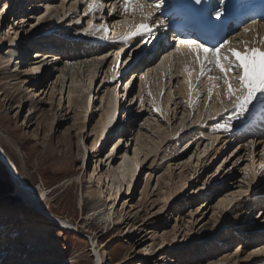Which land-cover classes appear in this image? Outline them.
Returning a JSON list of instances; mask_svg holds the SVG:
<instances>
[{
    "label": "rangeland",
    "instance_id": "374dc122",
    "mask_svg": "<svg viewBox=\"0 0 264 264\" xmlns=\"http://www.w3.org/2000/svg\"><path fill=\"white\" fill-rule=\"evenodd\" d=\"M4 1L5 0H0V7ZM55 1L56 3L52 5L51 11H47L44 8L45 6H43L44 3L41 4L40 0H31L33 4L38 3V5L35 4L34 6H29L30 0H28V4L26 3L23 5L25 8L29 6L27 10L30 11L26 14L27 16L29 14L27 19L21 17L25 13H22L23 10L17 7L19 1H9L10 10L8 9L7 13L5 12L6 15L5 13L0 15V78L4 72H10L14 69L12 63L8 64L4 60L6 51L9 48L15 49V47L19 45L18 49L22 50L24 46L27 45V50L24 52L25 55L23 54L26 60L21 62V55L17 60L20 61V63L26 62L29 64V60L33 59L35 56L34 48L37 49L40 43L39 41H41L35 38V35H37L36 32L39 29L43 28L44 24L42 27L39 26L35 28V30H33L31 24H35L37 18L44 15L45 12H48V15L40 22L46 24L55 22L59 13L61 14L62 11H66L65 18L63 20H58L57 27H55L61 32L60 37H63V28L72 26L73 23H71L72 21L70 20H73L74 17L75 19L76 17L77 19L78 17H81V19L83 18L84 23L89 19L88 16L86 17L82 13L85 7V5L83 6V4H85L84 0H77L75 4H73L72 0H66L63 3L64 7L60 6L63 0ZM29 17L30 20L27 22ZM69 21L70 24H68ZM83 21H81L79 26L83 25ZM17 33H19V35H17ZM16 36L17 39H15ZM30 37L34 38V40H29L28 38ZM34 44H36V46H34ZM20 45L22 46L20 47ZM30 49L31 51H29ZM112 52L114 53V51L111 50V56H113ZM69 54L71 55L72 52H69ZM111 59H113V57H111ZM170 59V63L172 64L170 67L171 69H165L167 72L165 71L166 73L164 74V77L167 76L165 77L167 81L164 78H160L161 80H159L160 76L156 78L157 74L154 73L156 77L152 74L151 78L154 89H158L161 85V87H164L165 85V89H163L161 93V98H165L167 93L171 92L173 94L177 81L173 82V79L169 81L167 78H169L170 74L174 76L176 72L179 73V70H182V67L185 66L182 61L179 62L175 58ZM161 60L162 58L153 60L151 67H155L154 69L156 70ZM110 61L103 69L104 72L108 69ZM15 64L16 61L14 62V65ZM178 66L181 67L179 68ZM49 72L52 76L53 71L50 70ZM103 76L102 74L98 82H95L92 87V93L94 92L93 94L95 96L98 94ZM153 77L158 79V81L156 79L152 80ZM13 83H16V81L11 82V84ZM2 84L0 82V85ZM41 85V83L38 84L36 90L39 89ZM94 86L96 87L94 88ZM138 86L139 82L137 83V87ZM168 87L174 89L169 92ZM8 88V86L5 88L4 86L1 87V89ZM12 92L11 90L10 93ZM163 94H165V96H163ZM200 94L203 95V91ZM30 95H28V97ZM96 97H98V95ZM140 97L142 98L141 95ZM140 97L139 101H141ZM204 97L205 101L209 103L208 109L213 102L217 103L215 96L209 100L208 97V99L206 98L205 94L201 98L199 96L191 107L187 105L188 108H184V105L182 106L183 103H181V100L175 103L178 105L171 103L173 106L170 105L171 108L169 112L171 113L169 114H173L169 116V119H171V122L169 121V128L171 129V126L172 128L175 126L180 128V122L184 124V127L190 126L193 121L197 120L196 118L199 116L197 112L199 110L203 111L202 118L207 117L205 110L208 109L205 108L204 105L202 106V103L205 102L203 99ZM213 98L215 100H213ZM3 99V96L0 97V103ZM57 100L58 98L56 101ZM33 101L36 102L35 99ZM38 101L39 99L37 102ZM97 102L98 100L95 98L94 105L96 106V110L98 106H100L99 102L98 104ZM196 102L198 105L201 103V106H198ZM216 103L214 105H216ZM18 104L20 103L17 102L14 105L16 106ZM28 108L29 105L22 102L19 111H14V109L0 110V130L1 136L3 137L0 138L5 139L7 142L6 139L9 135L12 140L17 141L16 144L18 147L16 150L15 148H11V150L7 148L6 151L10 150L8 154L12 159L16 160L15 163L19 171L26 177L28 183L35 188L39 185H43L52 193L48 201H46L45 206H43L44 209L46 208L44 212L36 210L35 207L32 208V206H28L21 197L15 194L14 183L10 177L8 179L6 169L0 165V242L2 237L5 241L0 246L4 247L1 252L5 251V255L9 252V248H18V251L16 250L18 258L21 257L22 261H25L27 259L25 258V254H28L29 259L26 261H30L29 264L41 260H48L49 262H53L52 264H92L95 262V256L92 253L90 239H96V242L106 249V264H118L121 261L120 264H207L210 260L213 261L224 255H232L236 251L238 242L242 241L245 237V233L239 236V234H242L241 229L248 228L249 226L247 225L243 228V224H241L242 221H244L245 224L247 222H252L251 224L259 229L253 231V233H247L248 240H246V243L259 244L261 241L262 243L264 242V209L259 211L258 209H254L264 204L254 206L256 203L253 205L251 203H236V201L234 204H230L223 214L221 210L214 211V208L221 199H228L226 197L228 194H225L228 190L230 191V189L234 188V193H236L238 191L237 188L240 189L242 186H248L247 183L249 179L245 177V169L249 163V159L247 153L242 149L240 150V148L244 147L243 145L246 146L244 148L250 147L248 138H242L238 144L233 147L236 140L231 137L230 131L226 134L224 133V136H227L226 139L231 137L227 145H225L218 155L209 158L214 152V149H212L208 156L206 155L203 157H206V159L203 160V158H200L199 162L202 163L198 164L197 167V159L194 152L197 150L198 145H202L200 148H203L204 144H206V142L202 144V135L198 133V128H195L193 132L190 131L189 133H191V135L189 133L186 135V132L180 133L178 135L179 139L167 138V140L160 145L157 154L151 155L148 160H146V162L149 161L146 167L143 168L145 165H142V175L136 180L129 195L126 196L125 192L117 199L114 205V209H116L114 216L115 220L104 228L98 216H90V211L102 206L104 201L103 198L87 195L92 186V184H88L91 172L95 169H97L96 174L100 171L101 173L109 171L108 167L110 161L108 160V156L113 147L118 143V136L121 140L114 150L112 158L119 159V157L124 154L125 150L128 152L130 149L132 152L135 145V131L139 126L153 124V121L156 119H159L160 122L164 124L166 122L165 119H163L159 113L152 112V108L146 105V108L141 110L140 114L136 117V122L133 125L134 128H131L128 124H125V122L123 123V121L127 119H123V113L120 117V128L114 133V136H112V138L109 137L96 152H90L91 150L89 148L95 136L93 134L91 138L88 135L98 120L97 115L99 112L93 113V115L89 117L87 116L84 124L85 128L81 132L71 129V121L63 122L61 125L54 122L52 125L50 116H46L48 119L46 122L44 121L42 123L41 120H39L40 124L38 125V114L29 119L27 115ZM197 108L199 110H197ZM44 109L47 110L48 107L44 106ZM121 109H124V107ZM226 115L227 114L219 115L214 119L212 122L213 124L209 123L207 125V129L210 127L212 130H218L215 127L216 124L225 123L227 121ZM147 120H149V123ZM27 121L28 126L26 124ZM200 121H202V119ZM166 124L168 126L167 122ZM49 129L51 132L48 135ZM178 131L181 130L179 129ZM47 135L48 137H46ZM63 135L66 137L68 136V148L72 159L69 163H66V165L61 166L57 158L61 155V153H58V146L60 145L59 141ZM199 136L200 138H198ZM87 137L89 138L87 139ZM259 141L260 139H253L252 153L254 156L253 159L256 157L254 159L255 161L260 159L261 152L264 148V142L262 144L258 143ZM85 146L88 147L89 154L87 150H85ZM122 150L124 151L122 152ZM197 151H199V148ZM119 162L120 160L115 161L117 164ZM188 162L190 164H187ZM168 166L173 171V178L178 179L177 177L182 173V175L189 179L185 191L178 194V196H169V194H167L169 192L167 186L163 185L162 182L158 185V189L156 188L158 177L164 174ZM183 167L185 168L183 169ZM194 167L196 168L195 171L192 170ZM217 169H219V171H217ZM76 175L80 179V184H77V182H72L73 184L67 183L69 178ZM150 176H152V180L149 182L147 188L148 196L144 198V196H142V190L146 180L149 179ZM211 181L213 182L212 184ZM212 188L216 190L213 192L205 191ZM217 190L218 192L216 193ZM231 195L232 194L228 197ZM80 196H83L84 202L82 210L78 206V199ZM157 197L159 199H157ZM248 198L251 197L249 196ZM246 199L247 198L244 200ZM155 200L157 201L155 202ZM153 201L154 204L152 205ZM233 206L234 209L231 210ZM161 209L163 210L161 211ZM253 211L255 212L252 214V221H250V213ZM47 213L68 220L70 223L77 226L78 230L71 229L70 231H60L56 223L50 219L51 217L47 216ZM260 216L262 217L260 218ZM131 225L134 226L131 227ZM44 228H49L50 233H46L47 231H44ZM173 230L175 232L174 236H172ZM15 233H18V235L12 237ZM35 234H38V237L40 236V240L38 239L36 244H32ZM250 234H252V239L251 237L249 239ZM162 236H164V239H162ZM232 238H237V240L233 241ZM12 252L14 253L13 250ZM241 253L240 250L238 255L240 257L239 260L245 258V251ZM128 255H130V258L127 260ZM12 256L13 254L7 258L4 256L6 260L9 259L6 262L7 264H13L15 261L13 259L10 260L13 258ZM17 256H14V258ZM263 258L261 259L263 260L261 264H264ZM235 264L238 263L236 262Z\"/></svg>",
    "mask_w": 264,
    "mask_h": 264
},
{
    "label": "bare ground",
    "instance_id": "6f19581e",
    "mask_svg": "<svg viewBox=\"0 0 264 264\" xmlns=\"http://www.w3.org/2000/svg\"><path fill=\"white\" fill-rule=\"evenodd\" d=\"M9 1L10 0H5L1 4V7L5 8L4 13L5 12L7 13L8 9H9V6H10ZM18 1L19 2L17 3V7L20 8V10L21 9L23 10L22 13H25L21 17H24L23 19H27L29 14H28V16L26 14L30 11V10H27V8L31 5L34 6L36 3L33 4L30 0V5L27 6V8H25V7H23V5L26 3L28 4V0H22V1L18 0ZM65 1L66 0H63L61 2V4H60L61 7H64L63 3ZM81 1H83V0H81ZM40 3L42 4V2H40ZM44 3L45 4L43 6H45L44 8L48 11L49 6L54 5L56 3V1L55 0H48V2H44ZM36 5H38V3ZM84 5L85 4H83V6ZM4 13H0V15H2ZM6 13H5V15H6ZM82 13L84 14V10L82 11ZM65 14H66V11H64V12L62 11L61 14L59 13L55 22H52V23L49 22L46 24L44 22H40L39 24L36 25L35 28H38L39 26L42 27V25L44 24L43 28L39 29L36 32L37 35L34 34L35 38H38L39 40H41L39 42L43 41L42 44L39 43L38 47L41 46L44 48H37V49L34 48L35 56L33 57V59L34 58L35 59L29 60L30 61L29 64L26 62L20 63V61L17 60L20 57V55L22 56L21 62L26 60V57L24 58V55H25L24 52H26V50H27V45L24 46V49H22V50L18 49L19 48V45H18V47H15V49L9 48L6 51V56H5L4 60L8 64L12 63L13 64L12 67L14 69L11 70L10 72H4L3 73L4 75L3 74L1 75L0 82H1V84L3 83L4 85L3 84L0 85V97L3 96L4 99L0 103V110H2V109L3 110L4 109H8V110L14 109V111H19L20 104L22 102H25L29 105L28 112H27L29 119L32 118L33 116H35L36 114H38V116H39V118L37 119L38 125L40 124L39 120H41L42 123L44 121L46 122V120H48L47 117L50 116V120H51L52 125L54 124V122H57V123H59L58 125H61L63 122L71 121V129H75V131H81V132L85 128L84 124L86 122L87 116L89 117V116L93 115V113L99 112V114L97 115L98 120L96 121L95 125L91 129L90 134L89 135L87 134L91 138H92L93 134L95 136V138H94V140L91 143L90 148H89L91 150L90 152H96V150L99 149L102 146V144L105 143L111 135H113V133L118 131V129L120 128V126H119L120 125V117H121V114L124 113V112H122L123 109H121L123 107L124 108L128 107V109L130 108V110H131V112H127L126 109L123 110V111H125L123 119L127 118V120H124L123 123L125 122V124H128V126L131 128H134L133 125L136 122L135 119H136L137 115L140 114L141 110L146 108V105H149L153 109V101L155 102V106L157 108H159L160 111H153L152 110V112L159 113L161 115V117L163 119H165V121L168 123V126H167L166 122L163 124L160 122L159 119H158L159 121L156 119L153 121V124H148V125L145 124L144 126H139L137 128V130L135 131L136 132V135L134 137L135 145H134L132 152L130 151V149L128 150V152H127V150H125V151L122 150V152L124 151V154L123 155L120 154L122 156L119 155L120 156L119 159L118 158H112L113 154H114V150L117 148V146L121 140L118 136L119 141L113 147L112 151L110 152V154L108 156V160L110 161V165L108 167L109 171H107L105 173H101V171H100L99 173L96 174L97 169H95L93 172H91L89 179H88V184H92V186H91V189L87 195L96 196L97 198H103L104 201H103L102 206H99L98 208L92 209L90 211L91 214L90 213L89 214L91 217L92 216L93 217L98 216L100 218V223L102 224V226L104 228L107 225H109L110 223H112V221L114 222V220H115L114 216H115L116 209H114V205L116 204L117 199L120 198L122 193L124 194L126 192L125 195L126 196L129 195V192L133 188L136 180L138 179L139 176L141 177V175H142L141 174L142 173V165H145V166H143V168L146 167L147 163L149 162V161L146 162V160H148V158L151 155L157 154V151L159 150L160 145H162L164 143V141L167 140V138L168 139L169 138L179 139L178 135L180 133L186 132L185 134L187 135L190 131L193 132V130H195V128H198V130H199L198 133H200L202 135V138H201L202 144H203V142H206V144H204L203 148H200V147H202V145H200V146L198 145L197 147L199 148V151H197L198 150V148H197V150L194 152L195 157L197 159L196 160V167H197L198 164L202 163V162L201 163L199 162L200 158L202 159L204 156H206V155L208 156L211 153L210 151L212 149H214L213 150L214 152L209 158L215 157L216 155H218L219 152L225 147V145H227V143H228L229 139H231V137H233L235 140H237L239 138L241 140L243 138V136L251 135L254 132L259 133L260 129H258L256 131L252 128H245L243 130H240L239 129L240 122L238 121L240 119V117L235 118L234 113L231 109H229V111H227V112L220 110L219 107L217 106L218 103H216V102H213V104L209 107V109L207 108L208 110H205L207 117L202 118L201 116H202L203 111H201L197 108V110H199L197 112V114H199V116L197 115L198 116V118H196L197 120L193 121L192 124H190V126H187L188 128L186 126L184 127V124L182 122H180V125H179V126H181L180 128H177L176 126L172 128V126H171V129H170L169 128V124H170L169 121L171 119H169V116H171L173 114V113L169 114V113H171V112H169L170 108H171V106H173V104L171 105V103L175 104L176 102H178V100H181V103H183L182 106L184 105V108H185L188 105L186 103V101H188V100H191L192 104H193V103H195V101H197L196 99L199 96L201 98L205 94L206 98L208 97V91H207L208 90V81H207V78L202 77L201 78L202 82H201V81H197L195 79L194 75L187 77V79L189 81H191V83L193 85L192 90H191V94H189L188 84L185 83L186 77L184 75H182L183 69L179 70L180 74L176 72V74H178V75L173 73V74H175L174 75L175 78L171 74H170L169 78H167L169 81H172V79H173V82L177 81L176 86L174 85L175 83L173 84L175 86V90H174L173 94L170 91L174 88L168 87V90L170 93H167L165 98L164 97L161 98V93H162V90L165 89L164 88L165 85L163 84L164 87H161L162 85L161 86L158 85L159 86L158 89H156V88L154 89V87L152 86L151 78H152L153 73L157 74V77L153 74V76H155L156 78H158V76H160L159 80H161L163 78L165 79V77H167V76L164 77V74L167 72L165 69H167V70L171 69L170 67L172 64L170 63V61H171L170 58H175L179 62L182 61L184 63L186 58L184 56H181L180 54H174L172 56H169V58L167 60H164L163 64H161V63L158 64L159 67H157L156 70L154 69L155 67L154 68L151 67V69L150 68L147 69L146 71H144L143 75H141L144 77V79H140V88L138 90V97H140V95L142 96L143 105H141V102L138 104V107L133 105L132 104V102H133L132 98L133 97H132V95H129L128 94L129 92H127V91L123 95V96H126V99L121 104L120 103V100H121L120 99V93L122 92V89H121V86L119 84V78L123 74L124 69L126 67V64H124V63L120 64L119 71H120L121 75L118 77V79L116 81L111 80L110 69H111L112 63L115 59L114 53L116 51H120V49H121V43L118 39V34H120V32L122 30H124L128 25H130L133 21H131L127 25L116 28V26H114V25H116L115 20H118L119 18H122V17L126 18V16L121 15L118 10L115 11L112 14V16L109 18L110 22H113V28H111L113 31L112 32L108 31L106 34L107 39H104V38H102V34L99 32H97L96 35L87 34L85 31L86 29L83 30L84 21L82 22L83 25L79 26V24H76L74 22L75 20H77V17H76V19L74 17L73 20H70V21H72L71 23H73L72 26L71 27L69 26L70 28L68 30H64V31L62 30L63 31L62 32L63 37L61 36L62 38H59L61 35V32L58 31L57 30L58 28L56 29L55 27H57V21L58 20H63L65 18ZM94 16H95V14H90V19L92 21H94L93 20ZM78 19L80 21L83 20V18L81 19V17L80 18L78 17ZM29 20H30V17L27 20V22ZM70 21L68 22V24H70ZM98 21L100 24L101 20H98ZM137 22H139L138 17H137ZM86 25L88 26V22ZM105 26H107V25H105ZM31 27H32V24H31ZM35 28H33V30H35ZM249 28L251 29V27H249ZM87 29H88V27H87ZM53 35H58V36L54 37ZM153 35L158 36L157 33H154ZM263 35H264V28L254 32V34L251 32V30L248 33H245L244 30H241V33L237 34L236 38L232 41V43H233L234 47L240 48V47H242V43L250 44V43L256 41L258 38H262ZM146 36L147 35H145L144 37H146ZM15 39H17V36ZM28 39L34 40V38H32V37H30ZM138 39H141V37H138ZM68 41H70L71 43ZM65 42L68 43L66 47H64ZM133 42H134V40L131 39L128 41L127 44L130 45ZM127 44H124L123 48ZM22 45H20V47ZM34 46H36V44H34ZM46 48L51 50L52 52H46V53L43 52ZM40 49L43 51H41ZM111 50L114 51V53L112 52L113 56L109 55L111 53ZM29 51H31V49ZM173 51H174V49H173ZM69 52H72V54L70 55ZM101 57H105V59H101ZM111 57H113V59H111ZM164 57H165V55L163 56V59H164ZM110 59H111V61H110ZM15 61H16V64L14 65ZM109 61H110V63L108 65V69L106 70V72H104L103 69L106 67V65ZM174 64H175V62H174ZM180 64H182V63H180ZM24 66H26V67H24ZM37 66L40 67L39 72L29 71L30 68L37 67ZM150 66H152V65H150ZM178 67L180 68L181 66H178ZM48 69H49V71L50 70L53 71L52 76L50 75V72L48 71ZM102 74L104 76H103V79L101 81L100 88L98 87L99 88L98 94L95 93L96 96L98 95V97H96L93 94L94 92L92 93V87H93L95 82H98V79H100ZM155 77H153L152 80H155L156 79ZM125 80H126L125 77H123L122 80L120 78L121 82H123ZM156 80L158 81V79H156ZM12 81H16V83L11 84ZM132 81L136 82L135 77L134 78L132 77ZM40 83L42 84L41 87L39 86L40 88L36 90L37 85ZM103 83H106V84H103ZM153 84H155V83H153ZM2 86H4V88L6 86H8L9 88L8 89H1ZM155 86H157V85H155ZM95 87L96 86H94V88ZM112 89L116 90V94L113 93ZM125 89L127 90V87ZM11 90L13 91L12 93H10ZM202 91H203V95L200 94V93H202ZM165 92H167V91H165ZM149 93H151V96H149ZM165 94H163V96H165ZM28 95H30V96L28 97ZM213 96H215V90L213 92ZM89 97H91V104H89V102H88ZM24 98H25V100H24ZM57 98H58V100L56 101ZM95 98H96V100H98V102L100 104V106H98L97 110H96V106L94 105V99ZM34 99L36 102L33 101ZM38 99H39V101L37 102ZM140 99H141V97H140ZM203 99L205 101V97ZM213 100H215V99L213 98ZM16 101L19 102L20 104L15 106L14 104L17 103ZM98 102H97V104H98ZM204 103H202V106L204 105ZM215 103H216V105H214ZM196 104L198 105L197 102H196ZM110 105H111V107H110ZM175 105H178V104H175ZM195 105H193V106H195ZM44 106L45 107L47 106L48 109L45 110ZM94 106H95V109H94ZM208 106H209V103H208ZM175 107H177V106H175ZM256 107L258 108V107H260V105L256 104ZM200 109H201V107H200ZM202 110H203V108H202ZM218 110L221 112L220 115H222L224 113L227 114L226 117H228V118H226V120L232 125V127L228 131H225L223 129L212 130L210 127L207 129V127H208L207 125L209 123H212L214 121V119H216L219 115L215 116L213 119H209V116ZM113 114L115 115L116 118L111 123H109V117H110V115H113ZM118 114H119V116H118ZM229 117H233V118L231 120H229ZM201 119H202V121H200ZM147 122L149 123V120H147ZM26 124L28 126V121L26 122ZM179 129L181 131H178ZM47 132H48V130H47ZM50 132L51 131L49 129L48 135L50 134ZM227 132H229L232 136L230 138L226 139L227 136H224V133L226 134ZM189 134L191 135V133H189ZM48 135L46 137H48ZM200 136L198 138H200ZM0 137H2L1 136V130H0ZM4 137H5V135H4ZM67 137L63 135L59 141L60 145L58 146V153H61V155L58 156L57 160H58V163L61 164V166L66 165V163H69L72 159L69 148H68L69 140ZM89 137H87V139ZM253 138L254 137L248 138V143H249V141H251V143H249L250 147L244 148L246 146L243 145L244 147L242 146L243 148H240V150L242 149L247 153L248 159H249V156L254 157L253 153H252L253 152V148H252ZM80 139H81V137H80ZM259 139H260V141L258 143L263 144L264 137L259 138ZM6 140H7V142L5 141V139L0 138V165H2L4 167V169H6L8 179L10 177L12 182L14 183L15 194L17 196L21 197V199L24 200V202L27 203L28 206H30V207L32 206V208L35 207L36 210H38L40 212H44V210L46 208L44 209L43 206H45L46 201H48V198L50 197L52 192L49 189L45 188L43 185H39L37 188H35L28 183L26 177L19 171V169L15 163L16 160L12 159L10 157V155L8 154V152H10L11 148H15V150H16V148L18 147V145L16 144L17 141L12 140L9 135H8ZM255 140H258V138ZM82 141H83V139H82ZM239 141H237L233 145V147H235ZM7 143H8V145H7ZM232 143H233V141H232ZM85 145H86V143H85ZM7 148L10 150L6 151ZM79 148H80V145H79ZM84 148H85V150H87V153L89 154L90 152H89L88 147L85 146ZM262 152H264V148H263ZM83 158H84V154H83ZM110 158H112V159H110ZM204 159H206V157L203 158V160ZM212 159H211V161H212ZM254 159H252V160L249 159V163L247 164V166H248V168H251L254 164L255 169L257 171H259V165L261 162H264V156H260V159L257 158L258 159L257 161H255ZM108 160H106V161H108ZM118 160H120V162L118 164L115 163V161H118ZM224 160H226V159H224ZM193 161H194V158H193ZM2 162L3 163L7 162V164L4 166ZM145 162H146V164H145ZM187 164H190V163L188 162ZM184 168L185 167H183V169ZM192 170L195 171L196 168L194 167ZM172 172H173L172 169L168 166V168H166L164 174H162V176L158 177V179L156 181V188L158 189V185L160 184V182H162L163 185L167 186V189L169 191V192L167 191L168 192L167 194H169V196H172V195L178 196V194H181L185 191L189 179L186 178L184 175H182V173H181V175H179L177 177L178 179L173 178ZM99 174H101V175H99ZM111 177H113V178H111ZM151 180H152V176H150V178L147 179L145 182L144 188L142 190V196H144V198H146L148 196L147 188H148L149 182ZM72 182H77V184L78 183L80 184L79 177H77V175H76V176H73L67 180V183L71 184ZM212 183L213 182L211 181V184ZM247 184H248L247 187L242 186L240 189L237 188L238 191L236 192L237 195L235 198H233L232 195L230 197H228L230 194L234 193L235 189L232 188V189H230V191L228 190L225 193V194H228V195H226V197L228 199H226V200L221 199L219 201V203L216 205V207L214 208V211L221 210V212L223 214L224 211L227 210V208L230 204H234L236 201H237L236 203L239 202V203L247 204L246 200L249 199L248 198L249 196H253V195L254 196L255 195L260 196L258 199L255 200V202L252 203L253 205L256 203L254 206H258L259 204H264L263 202H261V201H264V199H263L264 198V176H257L254 180H249ZM215 190H216L215 188H212V189L205 190V191L206 192H210V191L213 192ZM217 192H218V190L216 191V193ZM219 193H221V192H219ZM245 198H247V199L244 200ZM157 199H159V198L157 197ZM156 201L157 200H155V202ZM83 203H84L83 202V196H80V198L78 199V206L81 210H82ZM249 203H251V201ZM153 204H154V201L152 202V205ZM235 205H237V204H235ZM99 208H101V209H99ZM232 209H234V206L231 208V210ZM254 209H258V211L263 210L264 205H261V207L254 208ZM254 212L255 211L250 213V215H251L250 221H252V214ZM47 216L51 217L50 219L54 223H56L57 226L64 228V230L70 231L71 229H77V226L70 223L68 220H65L63 218H59V217H56L53 215H49L48 213H47ZM261 217L262 216H260V218ZM117 219H118V216H117ZM251 223L247 222L245 224L244 221L241 222V224H243V226H242L243 228L246 227L247 225H249V226H248V228L241 229L242 234H239V236L244 235V233H245V237L243 238L242 241H240V242L237 241L238 242L237 249H240L242 253H243V251H245L244 254H245V257H247L246 259L244 258L242 260H239L240 257L238 255H239L240 251L239 252L235 251L232 255L231 254L230 255H224V256H221V257H219L213 261L210 260L207 264H235L236 262L238 264H240V263L241 264H243V263L244 264H259V263L261 264V262L263 261L261 259L264 257V253H259V250L264 249V242L262 243V241H261L263 239L260 240L261 242L259 244H251L248 242L246 243V240H248V234L247 233H249V232L253 233V231L259 230L257 227H255ZM116 224H118V223H116ZM133 226L134 225H131V227H133ZM39 228H41V227H39ZM41 230H43V229L41 228ZM45 230L47 231L46 233H50L49 228H44V231ZM42 235H44V234H42ZM174 235H175V232L173 230L172 236H174ZM251 236H252V234H250L249 239ZM37 237H38V234L37 235L35 234V237L32 241V244L37 243V240L39 239L40 236L38 238ZM3 239L4 238L2 237L0 245H2L5 242ZM162 239H164V236H162ZM251 239H252V237H251ZM232 240L236 241L237 238H232ZM90 241L92 244L91 245L92 253L95 256V262L92 264H106L107 263L106 249H104L103 246H100L101 244L99 245L98 242H96V239H90ZM10 246H12V245H10ZM3 248L4 247L0 246V264H7L6 262L9 259L6 260V258L10 257V255H12V254H13V256H12L13 258H11L10 260H12V259L15 260L14 261L15 264H29L30 261H26L27 259H29L28 254H25L26 255L25 258H27V259L25 261H22V258L21 257L18 258V256H17L18 248L17 249L16 248L15 249L9 248V252L6 255H5V251L1 252V250H3ZM31 249H33V248H31ZM34 249H37V248H34ZM12 250L14 251V253L12 252ZM254 252H257L259 254L252 255V253H254ZM137 253H139V252H137ZM4 256H6V258ZM14 256H17V257L14 258ZM129 258H130V255H128L127 260ZM17 259H19V260H17ZM14 262H13V264H14ZM31 263H33V262H31ZM52 263L53 262H49L48 260L47 261L41 260V261H34L33 264H52ZM120 263H118V264H120Z\"/></svg>",
    "mask_w": 264,
    "mask_h": 264
},
{
    "label": "snow or ice",
    "instance_id": "6c2138e0",
    "mask_svg": "<svg viewBox=\"0 0 264 264\" xmlns=\"http://www.w3.org/2000/svg\"><path fill=\"white\" fill-rule=\"evenodd\" d=\"M73 4L77 3V0H72ZM84 16L95 14L103 8L102 0H84ZM195 3L199 5L201 0H195ZM220 4H224V0H220ZM122 10L121 15L126 16L125 20L116 22V27L127 25L128 20L133 22L127 26L123 34H118V39L121 43L120 51L114 53L115 59L111 66V80L116 81L121 75L119 66L121 63L127 64L134 56L131 50L124 51L123 45L127 44L129 40L134 37L143 38L145 35L151 37L154 30L163 28L165 21L163 19H153L154 13L159 12L161 5L159 3H149L148 0H122L118 5H113L112 10L115 11L116 7ZM53 6H49V11ZM215 7V6H213ZM5 8L0 7V13H4ZM221 11H215V16L219 18ZM48 15L45 12L44 15L37 18L36 23L32 25L33 28L40 23L41 20ZM211 13L209 14V18ZM139 17V22H137ZM76 24H80L79 19L74 21ZM22 23V22H21ZM251 29L249 27L244 28V32L248 33ZM87 34L96 35L97 32L102 34V38L107 39V32L109 29L100 23L96 25L91 19L88 20V29L85 30ZM19 35V33H17ZM145 44L148 41H144ZM137 46L141 45V41H136ZM143 51V47L140 48ZM123 56L129 57V60L122 59ZM174 54H180L186 59L184 61V68L182 75L186 77L185 83L188 84L189 94H191L192 83L187 79L189 76H195L197 81H201L202 77H206L208 81V98L213 97L215 90V98L220 110L227 112L231 109L235 118L244 116L249 111L250 105L259 104L264 109V38H258L256 41L248 44L242 43V47L237 48L233 46L232 41L223 39L214 45L208 46L205 43L197 42L195 39H180L176 42L173 52H169L165 55L164 59L160 61L161 64L164 60H167L169 56ZM111 55V54H110ZM105 59V57H101ZM159 67V65H157ZM31 72H39L40 67H32L29 69ZM140 79H144L143 76ZM202 82V81H201ZM128 83H131L129 81ZM127 87V85H124ZM116 94V90L112 89ZM151 96V93H149ZM89 104H91V97L88 98ZM141 105H143V98H141ZM189 107L192 106V101H186ZM205 108L208 107V101H205ZM111 107V105H110ZM153 111H160L155 106L153 101ZM218 110L209 116V119H213L215 116L220 115ZM115 115H110L109 123L115 119ZM233 117H229L231 120ZM107 127V126H106ZM217 129H223L228 131L232 125L226 121L225 123H217L215 126ZM251 143V141H249ZM261 156H264V152H261ZM252 160L253 157L249 156ZM219 171V169H217ZM257 176H264V162L259 165V171L255 169V165L251 168L246 166L245 177L249 180H254ZM237 193H232L235 198ZM219 206V205H218ZM163 209H161L162 211ZM237 252L240 249L236 250ZM259 253H264V249H260ZM257 252L252 255L259 254ZM247 257H245L246 259Z\"/></svg>",
    "mask_w": 264,
    "mask_h": 264
},
{
    "label": "water",
    "instance_id": "95a60500",
    "mask_svg": "<svg viewBox=\"0 0 264 264\" xmlns=\"http://www.w3.org/2000/svg\"><path fill=\"white\" fill-rule=\"evenodd\" d=\"M3 163V162H2ZM7 164V162L6 163H3V165L5 166Z\"/></svg>",
    "mask_w": 264,
    "mask_h": 264
}]
</instances>
